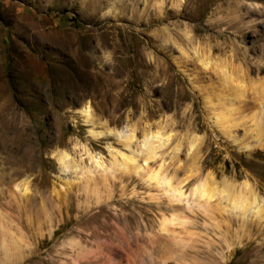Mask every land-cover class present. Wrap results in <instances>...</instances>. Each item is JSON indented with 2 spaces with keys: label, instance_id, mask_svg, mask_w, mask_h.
Returning <instances> with one entry per match:
<instances>
[{
  "label": "rangeland",
  "instance_id": "1",
  "mask_svg": "<svg viewBox=\"0 0 264 264\" xmlns=\"http://www.w3.org/2000/svg\"><path fill=\"white\" fill-rule=\"evenodd\" d=\"M0 145V264H264V0H0Z\"/></svg>",
  "mask_w": 264,
  "mask_h": 264
},
{
  "label": "bare ground",
  "instance_id": "2",
  "mask_svg": "<svg viewBox=\"0 0 264 264\" xmlns=\"http://www.w3.org/2000/svg\"><path fill=\"white\" fill-rule=\"evenodd\" d=\"M89 107L86 106L84 109H82L81 113L85 116L86 119H89V116H90V113H89ZM15 130H13L14 132ZM108 135H111L113 136L115 139H119L120 141L123 142L124 146L129 149V142L132 140V136L129 134V135H123L119 132H116V131H110L108 130ZM16 135V134H15ZM99 135V134H98ZM158 140V137L157 136H154V135H151L150 137H146L142 143H141V146H140V153H143L145 154L146 156L148 155H153L154 154V150H155V147L153 146V142L151 140ZM15 145V144H14ZM159 145V144H158ZM21 147V146H20ZM4 148V145H0V149ZM16 148V147H15ZM14 148V149H15ZM9 149H11V147H9ZM16 152V151H15ZM20 152V151H19ZM133 154V152H131ZM135 154V153H134ZM89 156V160H91V166H92V170L94 171H98L100 168H102V165H101V162L94 159V157ZM66 157L67 155H65L64 153H61L59 155V162L61 163V165L63 166L65 161H66ZM134 159L133 157H124L122 156L121 158V169L122 171H130V172H134V173H137L138 170L140 169V167H137L135 166L134 164ZM59 163V164H60ZM116 165V164H115ZM117 166V165H116ZM120 169V168H119ZM91 170V171H92ZM103 170V169H102ZM140 172V171H139ZM151 178V177H150ZM148 178V180L150 179ZM3 177L0 175V181H3ZM147 180V181H148ZM152 180V179H151ZM154 180L156 181V185H160V186H163V188L165 189V191L167 193H170V194H174L176 195L178 198L182 196L181 192L179 191H175L174 188L171 189L168 182L164 179V178H161V179H158L157 178V175H155L153 177V182ZM162 188V187H160ZM20 189L23 191V195H25L26 193V188L24 187V185H20ZM211 189V188H210ZM212 190V189H211ZM214 190V189H213ZM192 192V195L193 196V200H194V197L197 198L199 201L202 202V205H206L208 203H210V200L212 199V197L214 198V194L212 195L211 191L209 190V188H207V186L205 185V183H198L197 186H195L193 188V190L191 191ZM223 193V191H222ZM221 193V194H222ZM217 194V193H216ZM168 195V194H166ZM169 196V195H168ZM174 196V198L176 199L177 197ZM229 196V195H228ZM171 197V196H170ZM173 198V197H172ZM191 198V197H190ZM171 199V198H170ZM225 199V198H224ZM230 199L229 202V210L232 212V214H234L235 216L237 215L238 217L240 218H246V216L249 214V213H252V215H256L259 213V207H257V204H256V198L252 195L248 196H244L242 194V192H237L233 195H230ZM178 200V199H177ZM182 199H180L181 201ZM197 200V204L201 203V202H198ZM226 200V199H225ZM185 202V200H183ZM187 201V200H186ZM187 203V202H185ZM209 206V205H208ZM207 207V206H206ZM200 208V206H199ZM205 208V206H204ZM209 210V208H208ZM207 211V209H206ZM211 219V218H209ZM165 227V226H164ZM167 228V227H166ZM161 230V229H160ZM165 230V229H163ZM161 232V231H160ZM162 233V232H161ZM161 236V235H160Z\"/></svg>",
  "mask_w": 264,
  "mask_h": 264
}]
</instances>
